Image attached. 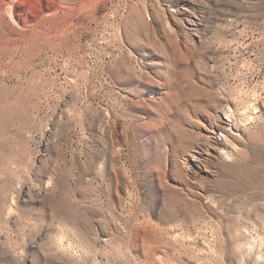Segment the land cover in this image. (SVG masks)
Masks as SVG:
<instances>
[{
  "label": "rangeland",
  "instance_id": "1",
  "mask_svg": "<svg viewBox=\"0 0 264 264\" xmlns=\"http://www.w3.org/2000/svg\"><path fill=\"white\" fill-rule=\"evenodd\" d=\"M6 1L0 264H264V0Z\"/></svg>",
  "mask_w": 264,
  "mask_h": 264
},
{
  "label": "bare ground",
  "instance_id": "2",
  "mask_svg": "<svg viewBox=\"0 0 264 264\" xmlns=\"http://www.w3.org/2000/svg\"><path fill=\"white\" fill-rule=\"evenodd\" d=\"M3 1V4H6L8 5V7H10V2H7L6 0H1ZM10 4V5H9ZM3 7V6H2ZM1 8V7H0ZM5 8V7H4ZM9 12H12L10 9H9ZM233 123V119L231 116L229 115H222L218 118V126L221 127L225 132L226 131H231L232 129V124ZM222 130V131H223ZM222 135V134H221ZM220 141L219 138H217V142ZM199 158V157H198ZM201 161V160H200ZM200 163V162H199ZM200 167V166H199ZM192 170V169H191ZM199 173V170L196 168V166H194V169H193V172L191 174H193V177L196 178V175Z\"/></svg>",
  "mask_w": 264,
  "mask_h": 264
}]
</instances>
